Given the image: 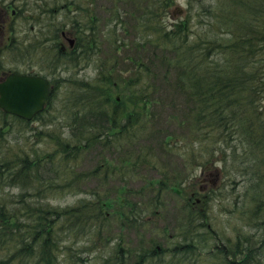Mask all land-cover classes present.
<instances>
[{"label": "trees", "instance_id": "trees-1", "mask_svg": "<svg viewBox=\"0 0 264 264\" xmlns=\"http://www.w3.org/2000/svg\"><path fill=\"white\" fill-rule=\"evenodd\" d=\"M92 1L59 2L65 12L62 24L72 26L77 40L68 52L52 55L51 60L61 72L86 65L92 55L100 53L95 18L89 16ZM124 1L126 5L131 3ZM213 1L197 0L195 7L188 2L187 16L169 24L166 18L171 0H140L135 11L138 19L132 24L130 18L123 21L115 13L112 31L116 34L119 29L123 34L132 28V33L146 36L131 42L130 48L125 47L123 38L114 35L110 42L113 57L97 64L91 77L55 79L52 98L39 121L51 124L59 116L65 129L45 135L54 146L49 153L30 158L20 151L13 159H3L0 191L26 186L40 199L44 195L40 196L39 182L47 180V192L68 191L88 198L74 207L60 209L42 206L40 200H24L34 198L25 192L18 198L24 212L3 202L0 249L9 255L0 264H60L59 260L66 264H201L199 259L203 264H264V75L248 71L249 64L264 68V0H228L233 10L237 8L229 14L214 6L217 4ZM70 7L78 13L69 17ZM247 15L255 25L256 18L261 17L259 24L246 28ZM202 17H206V26L195 35L191 21L201 26ZM132 48L124 63L114 56ZM149 48L151 51L146 53ZM251 53L254 59L247 62ZM19 56L23 57L22 53ZM158 66L162 69L159 74ZM172 70L176 79L170 87L184 94L191 105L185 122H191L196 131L193 140L199 141L204 134L215 136L206 153L208 160L202 159L203 152L181 156L174 153L170 148L173 140L162 136L158 139L160 150L182 161L158 171L135 153L136 145L132 143L138 135L147 134L146 118L153 111L148 108L157 100L152 95L166 86ZM120 72L130 75L123 77ZM60 89L62 97L58 100ZM40 137L36 132V141ZM91 148L100 150L96 166L83 173L76 171V159L85 158ZM108 148L118 152V158H108ZM213 159L221 163L223 178L232 176L235 184L234 175H239L246 181L241 196L247 207L245 201L236 206L235 200L221 208L224 213H237L242 220L236 236L226 241L224 249L217 245L221 237L212 229L209 216L215 201L220 204L229 197L224 190L227 186L223 183L201 196L194 173L195 167L203 171L207 165L214 166L216 162L208 163ZM149 166L153 172L164 173L165 178L147 180L133 172L136 167ZM89 179L102 186L104 193L81 192ZM114 181L122 184L114 185ZM133 182L142 185L133 187ZM164 192L174 194L179 205L165 207L160 201ZM110 211L114 218L109 216ZM160 220L162 227L157 228L155 222ZM138 230L149 231L151 237L131 243L127 233L134 237ZM84 241L88 245L83 246Z\"/></svg>", "mask_w": 264, "mask_h": 264}, {"label": "rangeland", "instance_id": "rangeland-1", "mask_svg": "<svg viewBox=\"0 0 264 264\" xmlns=\"http://www.w3.org/2000/svg\"><path fill=\"white\" fill-rule=\"evenodd\" d=\"M0 1H1L0 6L4 4L7 5L8 3L12 2V0H0ZM130 1L131 3H128L127 5L124 0H121V1L93 0L91 2V8L93 11H92V14L91 13L89 14V16L91 17L93 16L95 18V22H93V25H94V28L97 30L96 34H97V39L99 40L96 45L100 53L97 54V56L92 55V57L89 58V62L86 65L82 63L73 69L70 68L63 72H61L60 70L59 72H60L61 77H64V79L72 78V77L81 79V78H84L85 75H88L89 77H91L94 73H96V71L94 70L97 64H99L103 60L110 59L111 55L113 57V54H112L113 50L110 49V44H111L110 42H112L115 39L113 37L114 35L115 36L118 35V37H121L124 39V44L127 45V46L124 45L125 47H130L131 42H134L137 39H142L144 36H146L145 33H141V32L140 34L137 32L132 33L133 31L132 28H128V31L124 32L123 34H120L119 29L116 32V34H114L112 31V29L113 30L115 29L114 28L115 25L113 23L114 17H112V15H114L115 13L116 14L118 13L120 19L121 20L123 19V21H127V19L130 18L132 24L135 22L136 19H138V16H137L138 14L135 11L138 8V4L140 0H130ZM171 1H172V5L170 8H168V11H167L168 17L166 18V22L169 24L174 23L176 20L184 19L187 16L185 12L187 10V7H189L188 2L192 3L194 7L198 5L197 3H195V1L197 0H193L194 2L189 1V0H171ZM24 2L25 1L23 0H15V4L17 7H19V5ZM26 2H27L28 11L26 12L25 15L31 13L30 15L31 18H35V21L37 23L30 22V21L26 23V22H23L24 20H18V23H16L14 22V20H12L10 21V23L11 22L13 23L8 24L7 26L8 28H6V30L3 32L4 34L0 36V62H3V65L5 69L7 70H13V69H15L16 71L28 70V68L24 69V66L25 67L28 66L31 68L35 67V64L33 62H38L40 61L41 57L43 58V55H42L43 53L36 51L35 53H32L26 61L24 59L23 63L18 62L17 60L19 59L17 57V54L13 53V51L8 50V47L10 45L9 42H10L11 36L14 38L13 42L16 43V47L18 46L21 47L22 46L21 41L26 40L28 42L26 44L27 46L32 43L39 44L40 42L38 46V50L39 49L41 50L42 49L41 45H44L45 47L48 46V44L46 43L48 42L49 36L51 37V34H52L51 31L49 32L46 31L47 23H52V21L47 22V20H45V22L43 23L40 21V20H44L45 17H47V14H45V17L41 16L42 15L40 14L41 7L38 8V5H39L38 0H26ZM213 2L217 4L214 6L220 7L221 8L220 10H222V12L226 14L235 13V10L237 9L236 8L235 10H233V8H231L233 3H231L230 5V1L228 0H214ZM53 3H54V0H47L46 7L47 8L52 7ZM226 5H229V7L227 8ZM46 7H45V10H46ZM69 10H70L68 13L69 17L78 13L72 7H70ZM125 11H128V12L125 13ZM11 13H12L11 9H8L9 17L13 16ZM64 13L65 12H62L60 13V15L56 16V18H58V20L60 21V22L58 21L59 24L56 25L57 28H59V26H60V29L62 28L61 27L63 25L62 23H64V20H63ZM1 18L4 19L5 14H2L0 16V19ZM202 18L204 19V22L202 23L201 26L198 23H196L195 20L191 21V23L194 24V28L192 29L193 34H195L196 32L200 33L201 31H203L202 29L205 28L206 17H202ZM260 18L261 17L259 16L256 18L257 25L259 24ZM37 20H39L40 22ZM246 21H247L246 28L249 26V29H250V27L252 28L253 26H257L255 25V21L251 19L250 15L246 16ZM65 23H67V20L65 21ZM9 28L10 29L13 28V31L10 32ZM234 28H236L237 30H240V29H243L244 27L236 26ZM247 32H249V30ZM201 34H204V32H202ZM208 35L211 36V33H209ZM63 43L64 45L66 44L65 41H63ZM255 49L256 48H253V50ZM132 50L134 49L132 48L131 51L123 49V51L114 54V56L117 57V59L121 58V62L124 63V60H126L125 57L127 55L131 56L130 52H132ZM148 51H151V49L149 48L145 52L148 53ZM145 52H143L141 55L143 56ZM50 54L52 55L51 52ZM253 56L254 55H252V53L251 55H248L246 57L247 62L253 61L254 59ZM29 60H30L29 63H31V65L26 64ZM119 66H121V64ZM262 66L263 65H259V66L253 65L252 66L251 64H249L248 71L249 69H251V71H253L254 73H257V74L259 73V75L261 74L264 75V68H262ZM157 68H158L157 74H159L162 71V69L160 66H158ZM32 71H34V68L32 69ZM35 71L37 70L35 69ZM120 73H123V77H128L130 75V72L128 73L120 72ZM169 77H171V79L170 81H168V83H165L166 86L164 88L166 89L162 88L160 89V91H157V93H154L152 95L153 99H157V100L152 101V103H150V106L148 108V110H153V111H152V114L150 115L151 118L150 117L146 118V121H148V125H146L147 134L144 135L143 137H140V135H138L137 139L132 143L136 145L134 147V149L136 150L135 153L137 155L140 154V156L142 155L141 157L145 158L147 163L154 165V169H157L158 171L164 169L166 166L170 165L172 162L182 161V159L180 161L179 158H174L173 156L175 155H171L173 153L171 152L167 153V152L160 150L161 148L158 146L159 145L158 139L161 138L162 136H168L173 140L170 144V148L174 153H179L181 156V155H186V154L189 155L190 153H193V151H196V152L198 151L200 153L203 152L204 156L202 157V159L207 158L206 160H208L206 153L212 147V144H213L212 142L214 139L213 136H215V133H211L209 135L204 134V136H202V138H200L199 141L193 140V136L196 131L190 125L191 122L189 123L185 122L187 121L186 119L187 112L191 111V105L188 103L189 101L185 98L184 94H181L179 93V91H176L174 88L170 87L172 82L175 81L176 79L175 73L173 72V70L171 71ZM61 92L62 91L60 89L58 91L59 93L58 100H61V97H62ZM58 118L59 116L55 118V120H53L51 124L48 123L46 125L45 124L38 125L37 123H33L31 125V129L28 131L25 129L26 131H23V133H19L21 130L20 129L21 127L19 129L18 127H16L14 130L8 132L7 128H4V125H1V122H0V162H2L3 159L4 160L13 159L16 155L17 156L19 155L20 151L22 154H25L28 157L32 158L34 157V154L36 156H41V155H44V153H49L51 150H53L54 146H52L50 142L46 140L45 135L49 134L50 132L54 133V132L64 131L65 127L62 129L63 125H61V120H59ZM36 132H39L41 136L37 141H36ZM31 134H34V135L32 136ZM37 137H39V135ZM119 145H121L122 147H125L123 143ZM191 147H193L194 149H191ZM108 151L110 154V156L107 155L108 158L109 157H111V159L118 158L119 156L118 152H115L110 148H108ZM99 152H100L99 149L91 148L87 153L84 154L83 157L85 158L76 159L75 161V165L77 166L76 171H80V173H83V172H86L87 169L89 170V169H92L94 166H96L95 161H97L96 160L97 156L99 158V155H98ZM212 161H214V159L209 160L208 163ZM42 165H44V162H42ZM193 165L194 164L192 163V165L190 166H193ZM213 165L214 166L207 165L203 169L204 173L211 174L209 178H213V175L215 174L219 175V180L221 182H219L218 185L219 187H221L222 184L225 183L227 187L224 190H226L227 191L226 193H228L229 195V197L226 200L225 199L220 200V204H216L217 202L215 201V203L211 207L212 209L210 211L211 215L209 216L210 217L209 223H211L212 229L220 235L219 237H221L220 241H217V245L220 249H224L223 247H225V245L228 244L226 243V241L228 240L231 241L236 236L235 231L236 230L238 231V227L242 226V220L239 219L237 213L229 214L227 213V211L224 213L223 211H221V208L228 207V205L233 204L235 200L237 201L236 206L243 204L242 202H244L245 200H243V196L241 195L245 191L246 181L240 178L239 175H234L235 177L234 179L236 181H235V184H233V182H231L232 176L230 177L231 179L222 177L223 173H222V170L220 169L221 167L220 162H216V164L213 163ZM151 171L152 169L149 166V167H143L139 169H137L136 167V169H134L133 172L134 174H139V175L141 174L142 176L146 177L147 180L148 179L156 180V179L165 178L164 173L153 172V171L151 172ZM200 172H201L200 168H196V167L194 168V173H197L196 174L197 178L199 177ZM91 180L92 179H89L86 181V184L82 186L81 192H86L89 190V191H96L100 195L103 194L105 189L100 185L98 186L96 182H93ZM46 181L47 180L39 182V186H38V189L42 191L40 196L44 195L43 198L38 199L37 197H35L34 194L36 193V191L34 192L32 188H27L26 186L24 188L18 187L15 190H11L8 192L5 190L0 191V205H2L3 202H5L6 206L14 204L12 205L13 207H17L20 211H22V203H18L21 199H18V198L20 197L19 194H25V192L26 194H31V195L33 194L32 196L34 198L25 197L24 200L27 199L28 201L29 199H31L33 200V202H36V200H40L42 206L47 204L48 206L52 208H60V209L74 207L76 203L80 201L81 199L88 198L84 194L75 195L68 191L67 192L62 191L63 193H61V192H58L57 190H52V191L49 190L47 192L46 191L47 190ZM108 184L121 185L122 183L118 181H114L113 184L112 182H109ZM141 185L142 184H140V182L131 183V186L137 187V188L138 186H141ZM43 191H46V192L44 193ZM235 196L236 198H234ZM134 200L135 199H133V201ZM12 201L14 203H12ZM160 201L162 204L165 205V207H168V209L178 206L180 202V200L174 194L170 192L162 193ZM246 204L247 202L245 201V204H243L245 208L247 207ZM227 209H230V208H227ZM165 210H164V213H165ZM108 213L110 214L109 215L110 217L114 218V216L111 214V211ZM160 218L162 219L161 216ZM163 223H164V220H163ZM161 224H162L161 220L155 222V225L157 228L162 227ZM126 237L130 239L131 243H134V242L138 243L139 241L143 239L144 240L149 239L151 236L149 235V231L141 232L140 230H138L137 234L134 237H132L130 232L127 233ZM123 244H127V243H123ZM82 245L86 246L88 245V242L84 241ZM106 253L107 252H104L103 255H106ZM8 255H9L8 252L2 251V249H0V260L2 259L5 260L8 257ZM60 259H62V256H60ZM198 261H200L201 264H203L202 260L199 259ZM59 262L60 264H66V262L64 261L59 260ZM27 264H34V263H32V261H27Z\"/></svg>", "mask_w": 264, "mask_h": 264}, {"label": "flooded vegetation", "instance_id": "flooded-vegetation-1", "mask_svg": "<svg viewBox=\"0 0 264 264\" xmlns=\"http://www.w3.org/2000/svg\"><path fill=\"white\" fill-rule=\"evenodd\" d=\"M24 3H21L19 5V7L16 6L15 4V0H12L11 3H8L7 5H1L0 6V16L2 14H5V18H1L0 19V36H2L4 33V31L6 30V28H8V24H11L13 22L10 23V21L14 20V22L18 23V20H24L23 22H34L37 23L35 21V18H31V13L30 14H26V12L28 11L27 8V2L26 0ZM1 2V1H0ZM60 0H54L53 6L50 8H47V0H38V8L41 7V12L40 14H42L41 16L45 17V14H47V17H45L44 20H40L42 23L45 22V20H47V22L52 21V23H47L46 25V31L49 32L51 31V37L49 36L48 42L46 44H48V46H44L41 45V50H38V46L40 44H36V43H32L29 44L28 46L26 45L28 42L25 41H21L22 46L21 47H16V43H14V38L11 36L10 39V45L8 47L9 51H13V53L17 54V57L19 60H17L18 62H24L23 60L25 59V61L28 59V57L32 54L35 53L36 51L43 53V58H40V61L38 62H33L35 64V67H28V66H24V69L28 70H23V71H16L15 69L13 70H7L5 69L3 62H0V83L6 79L7 76H9V74H15V75H22V76H28V77H40L43 78L45 80H47V82L50 84L49 87V98H47V101L45 103L44 108L42 109L41 112H38L37 114L34 115V117H32L31 120H26L20 117H16L14 115H10V114H6L3 113L0 109V122L1 125H4V128H7L8 132L14 130L16 127H18V129L20 128V132L19 133H23V131H28L31 129V125L33 123H37L38 125L40 123L39 119L41 117V115L43 114L45 108H47L48 105V101L50 100V98H52V93H53V89L54 87H56V83H55V79L60 76V69L56 68L57 64L55 61H52V55H54L55 53H63V51L65 52L67 50H70L71 48H73L74 44H76V38L74 36V30H72V26L69 24H63L60 29L57 28L56 25L59 24V20L58 18H56L57 15H60V13H62V11H64L63 9H61V5H60ZM19 4V2H18ZM16 6V8H15ZM46 10H45V7ZM35 7V6H34ZM36 8V7H35ZM34 8V9H35ZM8 9H11V14L13 15L12 17L8 15ZM64 9L66 10L67 8L64 7ZM38 10V9H37ZM10 11V10H9ZM47 12V13H46ZM38 14V15H40ZM52 18V19H51ZM55 20V21H54ZM39 21V20H37ZM39 21V22H40ZM59 21V22H58ZM20 22V21H19ZM54 22V23H53ZM33 25V24H32ZM10 32L13 31V28H9ZM66 42V44L64 45L63 41ZM19 42V41H18ZM45 42V40H44ZM63 43V44H62ZM2 44V43H1ZM50 52L52 53V55L50 54ZM19 53H22L23 57L19 56ZM24 53H26V55L24 56ZM37 54V53H36ZM39 55V54H38ZM30 60L26 63V64H30L29 63ZM16 63V62H15ZM44 65H43V64ZM58 66L60 67L61 65L58 64ZM34 68V71H32V69ZM35 69L37 71H35ZM55 104V103H54ZM56 107V104L55 106ZM26 129V130H25ZM38 130V129H36ZM35 130V131H36ZM17 142V141H16ZM211 176V174H205L204 170L200 172V175L198 177V182L199 185L197 186V189L199 192H201V196H206L207 194H209L212 190H216L219 187V182H221L219 180V175L215 174L213 175V178H209ZM206 194V195H204ZM200 196V198H201Z\"/></svg>", "mask_w": 264, "mask_h": 264}, {"label": "water", "instance_id": "water-1", "mask_svg": "<svg viewBox=\"0 0 264 264\" xmlns=\"http://www.w3.org/2000/svg\"><path fill=\"white\" fill-rule=\"evenodd\" d=\"M50 84L40 77L9 74L0 83V109L3 113L31 120L49 98Z\"/></svg>", "mask_w": 264, "mask_h": 264}, {"label": "bare ground", "instance_id": "bare-ground-1", "mask_svg": "<svg viewBox=\"0 0 264 264\" xmlns=\"http://www.w3.org/2000/svg\"><path fill=\"white\" fill-rule=\"evenodd\" d=\"M247 2H248V1H247ZM245 3H246V1H245ZM250 4H252V2H251Z\"/></svg>", "mask_w": 264, "mask_h": 264}]
</instances>
